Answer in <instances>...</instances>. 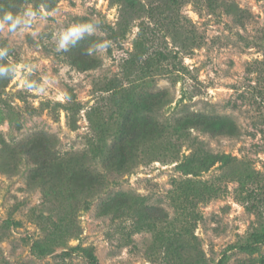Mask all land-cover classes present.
Segmentation results:
<instances>
[{
  "label": "rangeland",
  "instance_id": "rangeland-1",
  "mask_svg": "<svg viewBox=\"0 0 264 264\" xmlns=\"http://www.w3.org/2000/svg\"><path fill=\"white\" fill-rule=\"evenodd\" d=\"M9 9L44 19L35 36L0 33L21 69L0 79V264H264V0H0ZM91 18L96 36L55 51L58 30ZM100 39L107 53L87 56ZM24 65L55 82L24 89ZM134 132L129 169L110 168ZM194 150L207 168L184 172ZM51 151L93 172L38 165Z\"/></svg>",
  "mask_w": 264,
  "mask_h": 264
},
{
  "label": "clouds",
  "instance_id": "clouds-1",
  "mask_svg": "<svg viewBox=\"0 0 264 264\" xmlns=\"http://www.w3.org/2000/svg\"><path fill=\"white\" fill-rule=\"evenodd\" d=\"M44 17L33 9H25L23 12H13L10 9L0 13V33L6 35H15L21 29L33 28L32 34H38V22ZM102 21L99 18H91L85 21L72 22L58 30L52 37L54 48L57 53H66L71 48L76 47L80 41L93 37L101 30ZM111 47V41L100 39L91 41L85 49V54L90 57H103ZM10 48L8 46L0 47V79H9L16 77L18 71L17 65L8 63ZM32 65L23 66L22 87L26 90L44 93L50 83L55 82V77L51 80L46 78L43 82L31 79ZM27 70V71H26Z\"/></svg>",
  "mask_w": 264,
  "mask_h": 264
},
{
  "label": "trees",
  "instance_id": "trees-1",
  "mask_svg": "<svg viewBox=\"0 0 264 264\" xmlns=\"http://www.w3.org/2000/svg\"><path fill=\"white\" fill-rule=\"evenodd\" d=\"M176 70L181 72V73H184V74L190 73V70L184 64H181V66L176 68ZM157 107H159L158 104H156V108ZM187 118L188 117L186 116L184 119H182L180 121L176 120L177 122L174 121L175 122L174 124H178V123L182 122L183 120H184L183 121V123H184L186 121L185 119H187ZM188 120L190 122H194L195 118H193L192 120H191V118H188ZM153 121H154V123H156V125L162 124V122L158 121L155 112H154V116H153ZM173 127L175 128L174 129L175 132L180 131V130L176 129V128H179L178 125H174ZM179 135H181V133H179ZM140 136H141L140 133L134 132V133L129 135V137L125 140V142H122V141H120V143L117 142L114 149L110 150L111 159H112L111 162L115 161V165H112V167H110V168H113L116 170H121V171H126L129 169L128 163L131 160L128 162L129 156L127 159L126 154L129 153V154L133 155V152L135 150H137V147H138L139 143L141 142ZM145 138L151 139V138H153V136L146 134ZM27 148H28V146L23 147L22 152L25 151V153H27V152L29 153L30 151L27 150ZM206 156L211 157L213 159V162L214 161H220V162H224V163H227L228 162L227 158H229L224 154H221V155L220 154H215V155L208 154ZM184 159H185V161L180 165L182 167L181 169L184 172H199L200 170L207 168V165L204 164V162L200 159L198 151H197V153H195V150H194L193 153L186 155L184 157ZM37 163H38V165H41V166H46V165H49L51 163L53 165L59 166L61 168V172H93L88 168L89 166L85 163V161H81L79 158L72 156V155H68V154L61 155L57 151H51L50 156L47 152L45 158H43L42 160H40V162H37ZM247 172H259V171L256 170L255 168H253L252 166L247 165ZM259 242L264 243V233L259 235ZM72 250H73V248H70L69 250H67V252H72ZM88 259H89V262H91L92 264H97V260L94 256L89 255Z\"/></svg>",
  "mask_w": 264,
  "mask_h": 264
}]
</instances>
